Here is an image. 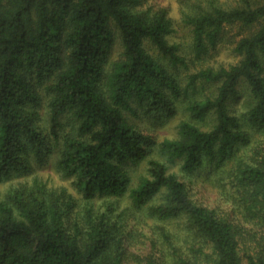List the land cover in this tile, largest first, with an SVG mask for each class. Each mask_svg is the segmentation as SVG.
<instances>
[{
    "label": "trees",
    "instance_id": "obj_1",
    "mask_svg": "<svg viewBox=\"0 0 264 264\" xmlns=\"http://www.w3.org/2000/svg\"><path fill=\"white\" fill-rule=\"evenodd\" d=\"M137 1L0 0V177L28 166L31 149L40 153L49 139L58 171L87 201L129 193L142 206L161 193L152 216L187 215L195 243L190 252L175 245V264H264V0H189L183 22L193 58L169 40L167 10L136 11L129 5ZM235 24L254 28L235 40L240 59L188 72L184 83L181 70L205 59ZM242 80L250 90L243 95ZM179 110L187 116L161 150L186 172H223L228 209L197 202L165 162L148 158L151 139L131 116ZM146 158L147 174L133 185L128 167ZM77 204L66 188L38 180L0 199V264H126L107 214L89 208L84 227Z\"/></svg>",
    "mask_w": 264,
    "mask_h": 264
},
{
    "label": "rangeland",
    "instance_id": "obj_2",
    "mask_svg": "<svg viewBox=\"0 0 264 264\" xmlns=\"http://www.w3.org/2000/svg\"><path fill=\"white\" fill-rule=\"evenodd\" d=\"M188 1L138 0L137 2H131L129 6L136 11L149 14L166 9L169 16L173 19L175 28V31L168 36L169 40L181 43L187 55L193 58L187 45L191 41L192 31L183 22V14L188 9ZM244 1L218 0L217 2L230 7L244 3ZM253 1L257 2V0ZM195 4L196 6H207L208 0H196L193 6ZM253 30L254 28H242L236 24L228 25L222 39L216 45L210 46L205 59L192 63L190 69L181 70L182 81L186 82L188 72H195L202 67L209 65L218 66L220 64L229 65L237 62L240 59V55L234 51L235 40L242 35L250 34ZM147 48L158 55L152 43L147 42ZM120 50L121 45L117 44L114 49L115 55ZM163 61L167 64L169 70L173 72V66L166 59ZM41 87L44 88L45 84L42 83L39 88ZM200 90L203 94H211L213 87L211 89L200 88ZM240 90L242 95L250 91L246 81H241ZM237 106L241 109L246 107L244 97H242L241 104ZM160 115L161 113L144 114L142 112L141 117L138 119L131 116L132 121H137L141 131L151 139V145L148 147V158L155 157L165 162L170 172L177 173L187 183V186L191 190L192 198L197 202L211 208L221 209L220 207H224L228 209L226 205L230 202L225 200L223 188L219 184L220 180H222L223 172L213 171L212 173L211 166L202 167L191 173L186 172L181 168L180 163L170 161L168 156L161 150L160 142L165 138L177 136V125L187 114L183 110H179L172 116ZM44 117L47 119L48 115ZM48 146H54L49 139L42 146L40 153L35 149H31L33 150V154L28 166L17 170L14 169L10 173H6L0 177V199L8 200L16 189L21 188L25 184H35L36 180L46 184L48 189L55 188L60 190L66 188L78 201L74 217L80 215L79 218L84 227H86L85 219L89 208L92 209L91 212L94 213L95 217L102 213L107 214L110 224L114 227L113 234L115 238L113 242L120 236L122 247H125V252H127L126 264H148L152 260L155 264H175V245L181 248L182 252H190L189 245L195 242L192 231L186 225V220H188L187 215L162 220L152 216L150 213L149 206L162 201L161 193L155 195L148 204L142 206H137L129 196V193L122 196H103L92 201H87L78 192L73 183L74 179L66 178L58 171L56 161L59 149L56 148V150L49 152ZM128 168L133 178L132 184L137 185L141 178L147 174V158L138 164H130ZM114 246L115 244H112V247ZM200 264L207 263L205 261V263L201 262Z\"/></svg>",
    "mask_w": 264,
    "mask_h": 264
}]
</instances>
